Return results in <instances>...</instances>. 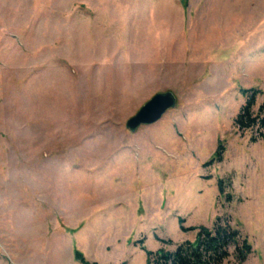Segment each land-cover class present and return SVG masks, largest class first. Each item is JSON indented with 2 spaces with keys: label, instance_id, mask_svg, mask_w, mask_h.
<instances>
[{
  "label": "rangeland",
  "instance_id": "obj_1",
  "mask_svg": "<svg viewBox=\"0 0 264 264\" xmlns=\"http://www.w3.org/2000/svg\"><path fill=\"white\" fill-rule=\"evenodd\" d=\"M245 89L257 112L264 0H0V264H148L218 217L255 251L227 264H264ZM166 91L176 106L131 132Z\"/></svg>",
  "mask_w": 264,
  "mask_h": 264
},
{
  "label": "trees",
  "instance_id": "obj_2",
  "mask_svg": "<svg viewBox=\"0 0 264 264\" xmlns=\"http://www.w3.org/2000/svg\"><path fill=\"white\" fill-rule=\"evenodd\" d=\"M243 91L248 98L235 122L237 127L243 132L256 130V134L251 137L252 141L255 142L257 138L264 139V102L260 105L258 111L255 112L253 110L256 103L255 97L256 93L260 91L256 89H245ZM249 92H252V94L248 95ZM223 151L224 146L220 144L215 155L205 163V166L211 165L216 160L220 161ZM219 185L222 193V181L219 182ZM182 229L184 231L198 229L196 239L179 244L174 251H166L164 249H160L157 252L150 251L148 253V264H227V260L231 256V247H235L236 259L242 263L252 253V245L248 239L228 219L222 220L221 217H218L212 229L204 226L199 228L182 227ZM76 259L83 264H90L79 251L76 252Z\"/></svg>",
  "mask_w": 264,
  "mask_h": 264
},
{
  "label": "water",
  "instance_id": "obj_3",
  "mask_svg": "<svg viewBox=\"0 0 264 264\" xmlns=\"http://www.w3.org/2000/svg\"><path fill=\"white\" fill-rule=\"evenodd\" d=\"M177 104L176 96L171 91L159 92L153 95L126 123L131 132H135L142 125H149L159 121L165 113Z\"/></svg>",
  "mask_w": 264,
  "mask_h": 264
},
{
  "label": "crops",
  "instance_id": "obj_4",
  "mask_svg": "<svg viewBox=\"0 0 264 264\" xmlns=\"http://www.w3.org/2000/svg\"><path fill=\"white\" fill-rule=\"evenodd\" d=\"M155 94H156V93H155ZM175 96H176V98L178 97L176 94H175ZM177 99H178V98H177ZM163 117H164V116H163ZM163 117H162V118H163ZM142 126H144V125H142ZM146 126H152V129L155 130V129H154V126H155V125H153V124H151V125H146ZM152 129H151V130H152ZM140 131H141V126L139 127V129H138L137 132H140ZM142 132H143V131H142ZM148 132H150V135L152 134V133H151L152 131H150V129L148 130ZM151 136H152V135H151ZM254 253H255V251L253 250L252 253H251L250 255H254ZM262 253H263V256H264V244H263V252H262ZM248 258H249V257H248Z\"/></svg>",
  "mask_w": 264,
  "mask_h": 264
}]
</instances>
